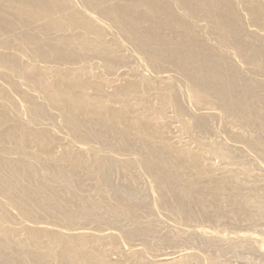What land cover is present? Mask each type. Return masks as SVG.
Returning <instances> with one entry per match:
<instances>
[{"label": "bare ground", "instance_id": "obj_1", "mask_svg": "<svg viewBox=\"0 0 264 264\" xmlns=\"http://www.w3.org/2000/svg\"><path fill=\"white\" fill-rule=\"evenodd\" d=\"M263 138L264 0H0V264H264Z\"/></svg>", "mask_w": 264, "mask_h": 264}, {"label": "rangeland", "instance_id": "obj_2", "mask_svg": "<svg viewBox=\"0 0 264 264\" xmlns=\"http://www.w3.org/2000/svg\"><path fill=\"white\" fill-rule=\"evenodd\" d=\"M261 142H262V144L264 143V138L261 140ZM263 173H264V172H262V174H263ZM259 179H260V178H257V180H259ZM251 180L253 181V180H256V179H255V178H251ZM115 182H116V179H115ZM87 183L90 184V183H93V182H92V181H87ZM256 183H263V182H256ZM231 192H232V191H229V193H231ZM249 192H251V191H249ZM249 192H248V193H249ZM227 193H228V192H227ZM229 193H228V194H229ZM255 200H256L257 204L259 205L258 212L256 213V215H257V216H256V217H257L256 220H258V223H259L260 225H262V224H264V196H258V197H255ZM114 210H115V214H116V216H123V215L125 214L124 211H121V210H119V209H117V208H115ZM258 216H260V217H258ZM88 218H90V217H88ZM107 218H110V216L108 215ZM258 218H260V219H258ZM90 219H91V218H90ZM260 220H262V223H261ZM90 221H91V222H90V225H88L87 223H86V225H87L88 227L91 226V227H94V228L99 227V226H101V227H105V228H106V227H109V224H110V223L107 222V221H106V222H107L108 225L106 224L105 221H103V222H101V221L98 222V221H97V222H94V223H93V220H90ZM226 222H228V224H227ZM226 222L224 221V223L221 224L222 226L220 227V228H222V229L225 228V230H227L226 232H225V231L223 232V230H222L223 233H229V232H230V233H232V232L235 233V232H238V231H240V230H243V229H242L243 227H242L240 224H237V223H236V224L238 225V226H237L233 221H231V224H230V221H228V220H227ZM232 222H233V223H232ZM70 223H71L72 226L76 225V224H75L76 221H72V222H70ZM81 223H82V222H81ZM83 223L85 224V222H83ZM83 223H82V225H84ZM91 223H93V224H91ZM95 223H98V224H95ZM101 223H102V224L104 223V226H103ZM225 223H226V225H224ZM79 224H80V223H79ZM233 224H234L235 226H233ZM71 225H69V226H71ZM82 225H80V226H82ZM86 225H85V226H86ZM92 225H93V226H92ZM105 225H106V226H105ZM223 226H224V227H223ZM236 226H237L238 229L236 228ZM263 226H264V225H262V226H257V230L260 231L258 227H261L260 229H262V228H264ZM220 228H219V229H220ZM228 228H229L231 231H230ZM255 228H256V227H255ZM236 229H237V230H236ZM244 229H245V228H244ZM235 230H236V231H235ZM262 230H263V229H262ZM260 232H262V231H260ZM230 235H232V234H230ZM230 235H229V236H230ZM243 257H244V260L247 261V262H254V260L251 259V256H250L248 253H244V254H243ZM227 260H230V259L227 258ZM230 261H231V260H230Z\"/></svg>", "mask_w": 264, "mask_h": 264}]
</instances>
